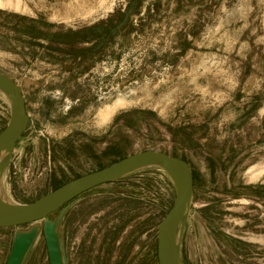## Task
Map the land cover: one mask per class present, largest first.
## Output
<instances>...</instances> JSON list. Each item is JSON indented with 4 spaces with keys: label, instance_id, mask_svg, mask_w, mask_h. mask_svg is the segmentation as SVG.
<instances>
[{
    "label": "rangeland",
    "instance_id": "obj_1",
    "mask_svg": "<svg viewBox=\"0 0 264 264\" xmlns=\"http://www.w3.org/2000/svg\"><path fill=\"white\" fill-rule=\"evenodd\" d=\"M13 2L0 7V72L22 87L30 122L5 170L8 197L30 203L165 152L194 177L182 263L264 264V0ZM97 25L101 37L83 40ZM11 112L0 90V132ZM177 192L167 168L149 165L57 209L48 219L65 264H159ZM44 223L0 227V264L32 227L23 264H49Z\"/></svg>",
    "mask_w": 264,
    "mask_h": 264
},
{
    "label": "water",
    "instance_id": "obj_2",
    "mask_svg": "<svg viewBox=\"0 0 264 264\" xmlns=\"http://www.w3.org/2000/svg\"><path fill=\"white\" fill-rule=\"evenodd\" d=\"M0 89L8 94L12 102L11 118L0 132V152L9 149L11 155L15 143L25 139L23 134L30 117L22 87L13 78L1 72ZM149 165L170 168L174 173L178 191L173 206L159 226V264H183L180 256V238L177 241V227L181 216L191 203L194 177L187 161L161 151L145 150L134 153L112 165L77 177L33 202L0 206V227L22 226L45 219L42 231L49 264H65L56 225L48 216L83 193ZM30 248L27 236L18 232L5 264H23Z\"/></svg>",
    "mask_w": 264,
    "mask_h": 264
},
{
    "label": "bare ground",
    "instance_id": "obj_3",
    "mask_svg": "<svg viewBox=\"0 0 264 264\" xmlns=\"http://www.w3.org/2000/svg\"><path fill=\"white\" fill-rule=\"evenodd\" d=\"M13 3H14L13 0H0V7H4L7 5L11 6V5H13ZM17 5H18V2H17ZM0 90L4 93V95L10 101L8 94L5 91H3L2 89H0ZM10 103H12V102L10 101ZM118 105H119V103L113 104L110 107L108 106V108H107L108 111L104 110L105 112L107 111L108 113L104 112L105 114H103V115L107 116V118H108V115H110L118 107ZM0 157H1L0 158V206L15 204L16 202H13L8 197L6 189H5V185H4L5 184L4 179H5V175H6L5 170H8L7 168L9 166V163L11 160L10 150L9 149L3 150L1 152ZM167 169L170 171V173L172 175H174L173 171L170 168H167ZM188 216H189V207H187V209L184 211L183 215L181 216V218L179 220L178 227H177L178 228L177 229V241H179L180 235H181V233H183L182 231H183L184 226L187 222ZM19 234H25L29 240L30 246H32L38 238L39 230L36 227H32L27 231L19 232Z\"/></svg>",
    "mask_w": 264,
    "mask_h": 264
},
{
    "label": "trees",
    "instance_id": "obj_4",
    "mask_svg": "<svg viewBox=\"0 0 264 264\" xmlns=\"http://www.w3.org/2000/svg\"><path fill=\"white\" fill-rule=\"evenodd\" d=\"M139 3H140V0H134V4H135V7H137V5H139ZM99 29H102V27H101V25H97V26H95V27H93V29H92V32H93V36L92 37H85L83 40H87V41H90V40H92L94 37H101V34L100 33H98V30ZM103 30V29H102ZM91 32V33H92ZM74 34H79L78 32H76V33H74ZM81 38H80V40H82Z\"/></svg>",
    "mask_w": 264,
    "mask_h": 264
}]
</instances>
